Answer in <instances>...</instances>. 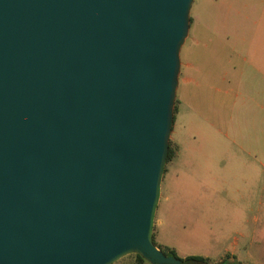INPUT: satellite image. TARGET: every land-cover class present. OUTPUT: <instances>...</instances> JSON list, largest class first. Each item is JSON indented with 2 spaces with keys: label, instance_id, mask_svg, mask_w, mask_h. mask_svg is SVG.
Segmentation results:
<instances>
[{
  "label": "water",
  "instance_id": "water-1",
  "mask_svg": "<svg viewBox=\"0 0 264 264\" xmlns=\"http://www.w3.org/2000/svg\"><path fill=\"white\" fill-rule=\"evenodd\" d=\"M193 0H0V264H198L153 241Z\"/></svg>",
  "mask_w": 264,
  "mask_h": 264
},
{
  "label": "rangeland",
  "instance_id": "rangeland-1",
  "mask_svg": "<svg viewBox=\"0 0 264 264\" xmlns=\"http://www.w3.org/2000/svg\"><path fill=\"white\" fill-rule=\"evenodd\" d=\"M238 1L193 0L180 60H190L195 40H206V26H217L223 32L222 28L239 26L242 20L243 28L254 35L255 27L261 23L255 22L254 16L245 18V23L244 19L236 17L240 9ZM243 2L248 11L255 9L254 5L264 7V0ZM187 65L190 77L191 69ZM206 67L203 65L204 70ZM185 88L184 93L178 90L175 94L169 135L173 156L164 165L153 221V241L161 248H174L180 259L198 255L213 263L229 255L239 264H264V232L259 235L263 239L256 242V223L252 220L255 211L242 209L245 203L255 202L256 194L246 190V184L255 186V179L246 177L248 170L237 144L227 145L226 142L224 146L222 139L211 142L208 138V141L205 133L207 93L196 97L190 93V84ZM180 96L182 101L178 105ZM194 99L196 110L192 108ZM198 126L204 131L200 132ZM256 182L258 189L264 186V179ZM124 263L133 264L131 254L113 264Z\"/></svg>",
  "mask_w": 264,
  "mask_h": 264
},
{
  "label": "crops",
  "instance_id": "crops-1",
  "mask_svg": "<svg viewBox=\"0 0 264 264\" xmlns=\"http://www.w3.org/2000/svg\"><path fill=\"white\" fill-rule=\"evenodd\" d=\"M238 2L240 9L236 17L244 19L245 23V18L254 16L255 22L261 25L255 27L254 35L243 28L242 20L239 26L222 28L223 32L217 26H206V40H195L190 60H180L176 91L184 93L190 84V93L196 97L207 93V139L211 142L222 139L224 146L226 142L238 145L248 170L246 177L255 179V186L246 184V190L256 194L255 202L245 203L242 209H254L252 220L256 223V242H259L263 239L259 235L264 232V186L258 189L256 182L264 179V7L254 5L255 9L248 11L243 0ZM187 64L191 69L190 77ZM203 65L207 66L205 70ZM177 98L179 105L182 98ZM192 108L197 109L195 99Z\"/></svg>",
  "mask_w": 264,
  "mask_h": 264
},
{
  "label": "trees",
  "instance_id": "trees-1",
  "mask_svg": "<svg viewBox=\"0 0 264 264\" xmlns=\"http://www.w3.org/2000/svg\"><path fill=\"white\" fill-rule=\"evenodd\" d=\"M173 156V151L169 145L168 147V153H167V160L170 159ZM157 246V245H156ZM160 250H162L166 255H170L173 257H176L178 259H180L177 255L176 252L173 248H169V247H164L161 248L160 246H157ZM133 257V264H144L147 263L144 259H142L139 255L137 254H131ZM183 261H193L195 263L198 264H239V262L232 256L229 257V255H226L224 258L217 260L213 263H210V261L203 256H198V255H189L184 257L183 259H180Z\"/></svg>",
  "mask_w": 264,
  "mask_h": 264
}]
</instances>
